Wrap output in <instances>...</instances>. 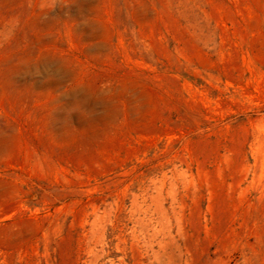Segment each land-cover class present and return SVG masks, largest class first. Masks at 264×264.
<instances>
[{"label": "rangeland", "instance_id": "obj_1", "mask_svg": "<svg viewBox=\"0 0 264 264\" xmlns=\"http://www.w3.org/2000/svg\"><path fill=\"white\" fill-rule=\"evenodd\" d=\"M0 264H264V0H0Z\"/></svg>", "mask_w": 264, "mask_h": 264}]
</instances>
